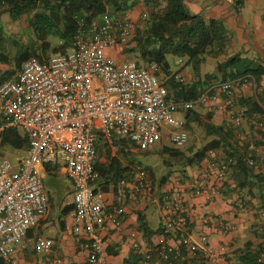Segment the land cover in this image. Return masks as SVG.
Returning a JSON list of instances; mask_svg holds the SVG:
<instances>
[{"label": "built area", "instance_id": "built-area-1", "mask_svg": "<svg viewBox=\"0 0 264 264\" xmlns=\"http://www.w3.org/2000/svg\"><path fill=\"white\" fill-rule=\"evenodd\" d=\"M132 34L126 16H106L100 22L80 27L74 50L52 54L47 60L28 58L17 76L0 84V140L6 129L21 128L29 141L27 154L17 167L9 157L0 156V258L12 262L14 245L22 243L24 249L34 245L33 239H27L28 231L38 226L50 205L42 167L62 164L74 186L75 230L83 234L88 261L109 264L103 234L105 200L93 185L101 177L96 168L99 137L110 146L126 140L140 149H149L167 132L170 141L182 147L189 140V131L174 112L198 103L211 105L221 96L232 111L237 101L236 85L255 86L254 78L246 76L210 86L197 99L170 98L156 62L143 66L108 56L110 47L126 45ZM176 62L182 64L183 60ZM171 75L183 81L181 67L172 66ZM234 122L240 124L242 116H234ZM258 127L264 128V121ZM247 161L255 164L253 158ZM232 162L210 149L199 174L185 188L181 180H176L160 197L145 168L137 165L130 188L126 178L118 183L120 203L115 206L112 221L122 223V203L131 191L138 203H158L162 228L177 237L176 243L167 239L153 249L165 264L189 259L218 260L220 253L211 245L209 233L197 238L191 228L194 216L188 209L186 189L213 200L220 194ZM235 202L242 213L250 211L245 197L239 195ZM260 216L264 219V209ZM202 223L211 225L208 217H203ZM214 227L228 232L232 225L220 222ZM36 240L43 252H51V245L42 236ZM135 247L148 262L153 250L141 252L137 243ZM55 264H63V259L57 257ZM255 264H264V245L256 252Z\"/></svg>", "mask_w": 264, "mask_h": 264}, {"label": "trees", "instance_id": "trees-1", "mask_svg": "<svg viewBox=\"0 0 264 264\" xmlns=\"http://www.w3.org/2000/svg\"><path fill=\"white\" fill-rule=\"evenodd\" d=\"M245 2L246 0H234L235 9L239 11ZM137 6L142 8L144 23L136 26L124 51L135 54L136 62L140 65L146 66L152 62L159 65L160 72L169 76L165 84L170 98L197 99L210 86L246 76L254 78L256 95L260 98L251 100V106L243 113L244 116L254 117V131L250 135L253 140L243 144L236 137L238 127L234 125L235 122H204L202 113L194 107L185 110L187 128L192 130L193 123L204 127L203 144L198 148L188 149L176 147L174 144L164 145L162 152L168 154L167 162L178 168L164 174L159 179V185L167 183L174 170H180L184 175L186 167L201 163L210 149L221 150L223 157L233 160L229 170L233 188L246 191V196L250 198L247 199L242 194L241 196L249 204L250 199L256 198L258 204L252 206L259 214L264 209V168L251 146L264 144V128H255V120L264 115V100L258 92L260 80L264 76V65L232 49L233 32L223 18H207L202 12L195 13L185 0H0V84L17 76L23 62L28 58L47 60L52 54L74 50L80 27L100 22L106 16L125 17ZM3 13H8L13 20L27 16L28 42L25 44L14 40L13 54L4 51L2 46ZM178 58L183 60L185 66H192L195 74L192 81H179L171 75L173 62ZM208 58L218 59L216 67L202 75L201 67ZM116 143L123 145L130 142L118 140ZM0 145L2 149L10 148L26 154L29 141L23 131L9 128L4 131ZM121 155L112 156L109 163H96L101 177L111 179L116 184L126 176L130 166L123 164ZM107 156H110L109 152ZM248 158H253L255 164L250 165ZM259 229L262 241L256 251L246 252L243 264H255L256 252L264 245V224ZM144 263V256L137 252L125 261V264Z\"/></svg>", "mask_w": 264, "mask_h": 264}, {"label": "crops", "instance_id": "crops-1", "mask_svg": "<svg viewBox=\"0 0 264 264\" xmlns=\"http://www.w3.org/2000/svg\"><path fill=\"white\" fill-rule=\"evenodd\" d=\"M185 2L195 13L202 12L207 18H223L233 32V46L236 47L234 51H240L243 56L253 58L254 61L261 62L264 65V0H246L239 11L235 9L234 0H185ZM138 8L137 6L135 11H140ZM121 51L122 46H114L107 50V54L113 59L117 54H121L123 58L124 55ZM121 57L119 60H116V58L115 60L120 62L123 60ZM263 88L264 76L260 80V87L258 88L262 100H264ZM256 92V86L251 85V83L238 84L235 87L237 101L232 111L228 108L226 99L221 96L218 100L213 101L211 105L206 106L208 110L206 113L201 114V118L204 122L233 124L234 116L241 115L242 122L238 125L234 123V125L238 127L236 137L239 143L243 144L252 139L250 135L254 131L252 129L254 117L244 116L243 113L251 106V100L254 98L260 99L257 97ZM210 115L211 118H209ZM260 121H264V115L255 120V128H259L258 123ZM163 133L166 134L164 137L168 136L167 132ZM99 138L103 140V146H101V143L98 145L99 151L104 146L108 149L110 145L104 142L102 136ZM112 146L116 149L112 152L113 156L126 153V155H121L123 157L121 160L124 165H129L130 169L127 171L126 176L122 178L128 180L130 188L137 166L134 161L131 162L130 160H132L133 154L141 149L133 143L123 145L115 143ZM251 149L264 168V144L252 145ZM104 150L102 148V151ZM217 153L219 156L223 155L221 150H217ZM20 160L17 161V164H14L15 167H17L16 165ZM124 160L128 162L125 163ZM97 162L106 163L107 159L101 156ZM201 163L187 166L184 175L179 171L171 174L168 182L162 186L159 185V182L154 183L157 197H160L162 191L176 180H181L185 188L199 174ZM44 172L52 176L51 185L53 186L56 184L55 178L57 176L60 174L67 176L62 164L44 165L42 173ZM119 181L120 179L115 184L111 179L100 177L99 180L93 182L95 188L103 193L105 200L106 221L103 234L108 263L125 264V261L131 258L133 253H139L135 243L140 246L141 252L152 251L167 239L176 243L177 237L173 235V231L165 230L161 226L162 210L159 204L151 201L138 203L131 191L128 192L122 203L124 207L122 223L116 225L112 221L115 206L120 203L116 194ZM233 187L232 179L228 175L220 188V194L213 200H206L203 195L195 196L190 189H186L188 209L194 216V223L191 228L197 238L204 232L209 233L210 243L220 253V259L211 261L189 259L187 261H176L175 264H243L242 261L246 252L257 250L262 241L259 228L264 224V219L261 218L260 213H256V209L252 206L257 205L258 200L256 198L250 199V211L242 213L235 201L239 195L246 196L247 193ZM60 191L56 190L57 193H60ZM63 191H65V195H52L47 192L50 202L49 208L41 218L38 226L31 228L27 234V239L35 241L34 245L28 249H24L22 243L14 245L12 262L0 258V264H55L57 257L63 259V264H90L88 251L84 246L83 234L77 233L75 230L77 225L74 203L75 192L71 180L70 185ZM246 198L249 199L250 197L246 196ZM55 199L58 201L57 206L61 212L58 217L53 218L51 217V209L55 206ZM203 217H208L211 225L205 226L202 223ZM220 222H228L232 225V228L228 232L216 229L214 224L218 225ZM38 236H42L51 245L50 253L43 252L40 242L36 240ZM222 247H224V250ZM144 264L165 263L153 250L151 258Z\"/></svg>", "mask_w": 264, "mask_h": 264}, {"label": "rangeland", "instance_id": "rangeland-1", "mask_svg": "<svg viewBox=\"0 0 264 264\" xmlns=\"http://www.w3.org/2000/svg\"><path fill=\"white\" fill-rule=\"evenodd\" d=\"M140 11H135V8L133 11H130L126 17L129 19L133 32L135 31L136 26L142 25L144 23V19L142 16V8L141 6H138ZM2 32H1V37H2V46L4 51H9L11 54L15 52V46L13 44L14 40H18L22 43H27L28 42V37H29V31H28V24H27V16H24L18 20H13L8 13H3L2 14ZM6 44V47H5ZM128 44L122 45V51L121 53L124 55L123 58L121 57L122 55H116L115 58L116 60L120 59V57L124 60H133L136 61V56L135 54H129L124 51V49L127 47ZM233 50H236V47L232 46ZM72 51V50H71ZM118 56V57H117ZM114 58V59H115ZM179 59V58H178ZM175 59L173 62V67L174 69H177L178 67H181V72H182V78L184 82H189L192 81L195 77L194 71L192 69V66H185L184 63L182 64H177V60ZM218 59L215 58H208L207 62L203 64L201 67V74L205 75L206 72L212 71L216 67V62ZM161 78L166 81L169 76L164 74L163 72L161 73ZM195 109L200 111L201 113H206L207 112V107L205 105H202L200 103L195 104L193 106ZM175 117L178 119L184 121L185 125V119H186V111H176L174 112ZM193 129L190 130L185 126V128L189 131V140L186 143V145L180 147L184 149H188L189 147H195L198 148L202 146L205 134H204V127L199 126L197 123H193ZM171 128V127H169ZM19 130L22 131L21 128H18ZM166 134H162L161 138L158 139L155 143V145L152 148L149 149H141L138 152H135L133 154L132 160L136 165H141L145 168L148 176L154 181V183H158L159 179L166 173H168L171 169L173 168H178L175 165H169L167 162L168 154H164L162 152L163 146L164 145H169L173 146V143L170 141L169 137H164ZM103 140L99 138L98 145L101 143V146ZM108 146V145H107ZM102 148L105 149L102 151ZM113 150L115 151L114 146H109L108 149H106V146L101 147V151L99 152V157H103L105 159H108L107 162H110V158L113 156L112 152ZM110 153V156H107V153ZM24 155L22 152H15L10 148L2 149L0 145V156H7L9 157L13 163L17 164V161L20 160V158ZM123 159V157H121ZM125 163H127V160H124ZM17 166V165H16ZM180 170H174L173 173L177 172ZM43 180H44V185H45V190L52 194V195H65V190L68 185H70V179L68 176H65L64 174H60L55 178L56 184L53 186L51 185V179L52 176L49 173H42ZM55 188V189H54ZM56 190H61L60 193H57ZM57 200L55 199V206L51 209V217L55 218L58 217L59 213L61 210L58 209L57 206Z\"/></svg>", "mask_w": 264, "mask_h": 264}]
</instances>
